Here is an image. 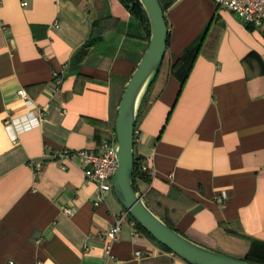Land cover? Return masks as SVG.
I'll return each instance as SVG.
<instances>
[{
  "label": "crops",
  "instance_id": "obj_1",
  "mask_svg": "<svg viewBox=\"0 0 264 264\" xmlns=\"http://www.w3.org/2000/svg\"><path fill=\"white\" fill-rule=\"evenodd\" d=\"M160 1L166 50L134 127L136 192L190 242L264 258V34L212 0ZM141 31L117 0H0V264H187L129 214L107 238L126 211L113 190L93 205L74 154L115 136ZM28 115L37 125L13 140Z\"/></svg>",
  "mask_w": 264,
  "mask_h": 264
},
{
  "label": "water",
  "instance_id": "obj_2",
  "mask_svg": "<svg viewBox=\"0 0 264 264\" xmlns=\"http://www.w3.org/2000/svg\"><path fill=\"white\" fill-rule=\"evenodd\" d=\"M145 11L150 36L147 47L123 87L115 118L116 156L119 166L112 180L114 197L134 222L155 241L187 264H252L202 248L169 228L143 201L132 186L134 127L137 113L165 55L167 25L158 0H137Z\"/></svg>",
  "mask_w": 264,
  "mask_h": 264
},
{
  "label": "built area",
  "instance_id": "obj_3",
  "mask_svg": "<svg viewBox=\"0 0 264 264\" xmlns=\"http://www.w3.org/2000/svg\"><path fill=\"white\" fill-rule=\"evenodd\" d=\"M213 3L218 6L227 9L237 18L242 20L246 26L250 28L263 32L264 34V0H212ZM60 79L55 78L54 85H58ZM17 95L24 101L25 104H30L28 95L23 90H18ZM41 114L39 113V116ZM38 118L33 116L20 117L17 122H14L12 128H14L12 137L15 140V136L21 131H26L38 123ZM140 137L138 131L134 130V138ZM116 140L113 136L110 140H103L99 146V150L93 151L80 150L75 151L77 158L85 165L83 170L84 177L87 181H91L96 187L95 196L93 197V205L98 206L104 201V196L112 191V180L116 169L119 166L118 158L116 156ZM71 154L67 150H62L60 153L53 155V158H68ZM37 168L40 164L36 163ZM141 171L144 172L146 169L145 165L141 166ZM221 200V199H218ZM128 213H119L114 218V223L109 229L107 238L114 239L116 234L119 232L120 223H122L124 217ZM133 226V222H131ZM136 256L139 255L138 252L135 253ZM11 264V263H9Z\"/></svg>",
  "mask_w": 264,
  "mask_h": 264
},
{
  "label": "trees",
  "instance_id": "obj_4",
  "mask_svg": "<svg viewBox=\"0 0 264 264\" xmlns=\"http://www.w3.org/2000/svg\"><path fill=\"white\" fill-rule=\"evenodd\" d=\"M119 3H120V6H122L124 9L127 10V12L133 17V19H135L138 23V26H140L141 28V32L145 34V39L146 41L148 42V39H149V36H150V30H149V23H148V19L146 14H145V11L144 9L142 8V6L140 5V2L137 1V0H117ZM160 7L162 9V11L164 12V7L163 5H161V1L158 0ZM248 27V26H247ZM250 27V26H249ZM151 86V85H150ZM149 91V88L144 96V98L141 100V105L139 107V110H138V113L136 114L137 115V120L138 118L141 117L142 113H143V109L145 107V99L146 98V95ZM137 122V121H136ZM135 130V128H134ZM133 156V155H132ZM141 165L138 161V159L133 156V166H132V186H133V189L134 191H136V187L134 185V181L135 179L142 175L143 172L141 171ZM144 178L146 177L145 174H143ZM131 220H133L131 218V216H129ZM163 223H165L169 228H171L172 230H175L171 224H169L167 221L165 220H162ZM136 227V229L142 234L144 235V237H148L149 240H151L152 242H154L156 245H158L160 248L162 247V250H165V251H168L170 252L169 250H167V248H165L164 246H162V244H159L157 241H155V239L151 236H149L148 232H145V230H143L138 224H136L135 222L133 223ZM171 253V252H170ZM246 262L248 263H252V264H264V258L261 257V256H257L255 255L253 252H248V254L246 255L245 259Z\"/></svg>",
  "mask_w": 264,
  "mask_h": 264
}]
</instances>
